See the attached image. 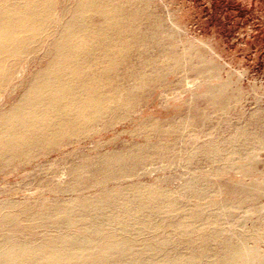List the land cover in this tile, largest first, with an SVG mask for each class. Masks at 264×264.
Here are the masks:
<instances>
[{
    "label": "bare ground",
    "instance_id": "1",
    "mask_svg": "<svg viewBox=\"0 0 264 264\" xmlns=\"http://www.w3.org/2000/svg\"><path fill=\"white\" fill-rule=\"evenodd\" d=\"M152 3L0 0V175L31 177L0 189V264H257L243 223L258 185L211 177L244 174L264 114L232 120L222 84L202 107L141 115L167 75L214 64L196 47L180 63ZM176 161L194 172L174 187L142 178Z\"/></svg>",
    "mask_w": 264,
    "mask_h": 264
},
{
    "label": "rangeland",
    "instance_id": "2",
    "mask_svg": "<svg viewBox=\"0 0 264 264\" xmlns=\"http://www.w3.org/2000/svg\"><path fill=\"white\" fill-rule=\"evenodd\" d=\"M152 1L154 11L164 17L169 27L168 33L161 37L160 43L176 49L180 63L184 52L181 51L196 47L203 58L214 64L213 67L202 70L200 75L193 74L190 70L173 76L167 75L163 84L148 96L147 102L141 107L144 110L141 115L152 114L165 118L182 107L185 111V106L190 103L202 107L205 104L203 96L206 91L222 84L223 90L230 97L228 115L232 120L242 111L258 109L264 114V0ZM10 100L8 93L0 94V103H8ZM221 117H224L222 111L215 113L208 124H216ZM124 124L121 123L115 128L119 129ZM108 136L110 133L106 132L104 138ZM123 138L130 140L127 135ZM118 145L120 142L114 147ZM246 160L244 174L228 168L221 176H212L211 180L216 184H225L229 178L245 184L254 181L258 185L261 192L258 193L255 204L258 205L256 210L260 208L259 212L257 210L249 214L243 226L258 232V238L249 240L248 244L255 247L257 264H264V146L254 149ZM177 163L180 162H174L164 173L161 165H148L151 174L142 178L150 181L157 175H171L173 179L168 187L172 188L194 172ZM47 167V164L42 165L40 171L46 173ZM61 169L62 173L59 171V175L64 178L63 168ZM208 169L209 165L204 170ZM23 174L24 172L0 175V189L5 185L11 186L9 183H14L11 188L23 187L31 180L30 175L21 177ZM20 178L24 181L18 182ZM16 185H19V188ZM15 196L20 197L22 194L18 191Z\"/></svg>",
    "mask_w": 264,
    "mask_h": 264
}]
</instances>
